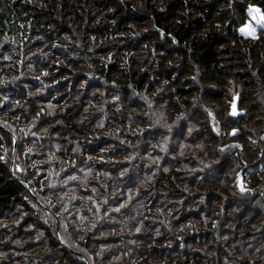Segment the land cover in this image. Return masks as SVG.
Wrapping results in <instances>:
<instances>
[{
	"label": "trees",
	"instance_id": "trees-1",
	"mask_svg": "<svg viewBox=\"0 0 264 264\" xmlns=\"http://www.w3.org/2000/svg\"><path fill=\"white\" fill-rule=\"evenodd\" d=\"M237 1L236 4H234L236 1H232L230 8L225 9V7H220L223 2L219 0H140V5H136V0H0V39L2 34L13 35L17 50L30 51L35 47L45 48L49 57L48 62L52 66L50 67L48 63V66H41L40 58L41 70L44 71L48 68L55 70L47 76L52 80L45 94L49 97L43 98L42 91L38 92L37 95L35 90H31V86L26 83L28 80L26 78H21L17 84L11 83L7 89L8 86L1 80V71L3 69L6 74L14 72L18 63H10V66L7 65L8 68H4L5 66L2 65L0 68V105L4 98H7L8 104V106H0V137H2L0 139V157H3L0 159V216H4V219H0V223L3 225L5 222L2 221L10 220L9 225L12 228L10 231L6 229L1 231L0 264H264V230L259 229L262 227L260 217L263 218L262 211L264 212V210L259 208L251 211L252 208L251 206L248 207L249 203L246 198H242L245 195L252 197L253 192L249 188H244L245 191L243 192L241 188H228V194L218 193L226 188L217 187L218 190H216L207 187L208 185L213 187L212 184L217 182L223 186L218 181L220 179L217 175L208 177L202 174L211 170L214 165H218L215 168L217 174L224 173L225 166L234 160V156L219 151L220 147L218 148V146L213 149L212 156L208 157V153L204 156L206 142L219 140L221 145H224L227 144L225 138L221 136L217 138L216 135L212 137L210 133L209 139L188 138L186 140L189 141L187 142L189 145H192L193 142H200L194 146L197 155L205 159L203 162H207L208 158L211 159L208 161L211 164L205 167L206 163L203 164L202 162L199 172L200 179L196 180L191 176L188 180L189 187L196 185L199 190H191L192 187L188 188L193 193L183 201L194 204L197 213H191L193 219L181 227L179 226L180 223L188 220L189 216L178 221L174 218L171 220L170 217L173 215L171 211L174 206L179 204H173L171 198H174V195L182 196L183 194L180 192L187 191V188H172L171 186L180 181L182 174L188 173L186 167L196 165L194 154H191L190 151H184V148L179 149L181 141H177L174 148L167 147V149L174 151L173 154L179 152L176 158H173L175 160L170 161L164 158L165 152L161 151L162 154H157L162 156L160 165L166 164L164 159H167L172 166L171 168H164L168 169L167 172L164 169L162 171L157 170L154 175L156 179L153 181L158 183V188H152L153 194L148 199L144 194L141 196L146 197L142 201L143 206L134 213L132 209L122 210L119 213L110 211V209L119 207L120 203L126 202L129 194L133 196L141 193L142 190L126 188V185L121 183V180L126 178L125 183H129L131 179L135 184L136 179L134 180L132 176H122L120 180V178L109 174L100 176L99 180L106 182L109 189L97 191L99 198L95 197L94 200L99 202L107 198L109 200L108 205H101L102 211L99 213L92 211L87 214L85 210L81 212L87 217L83 221L84 223L93 225L96 224L97 220H101L100 223L104 222V224L97 225L94 231L88 232V235L82 237L94 244L92 250L96 253V257H99V262H96V260L83 256L79 249L61 242L60 237L44 225L47 223L44 219V213H47V209L34 199L28 198L29 188H26V178L9 167L11 156L14 158L17 155L20 161L23 158L28 165H31L35 159H39V155L36 153L26 155V152L23 151L24 146L19 150L16 131L8 127L5 128L3 124L4 120L9 124L10 120H15L18 117L29 119L26 123L28 129L36 121V124L42 126L43 129H47L50 133H57L53 134L54 137L62 139L70 135L71 131H76L80 123L83 122L84 127L80 129L81 133H78L77 138L70 135L73 138L70 140L81 145L83 154L87 156L91 153L88 146L90 144L95 146L96 138L104 135L100 129L99 135L91 133V128L88 125L91 123L89 121L92 109L99 107L98 102H101L102 97L97 98L98 93L94 95L87 89L76 87L86 77L78 72L89 70L92 75L98 76L95 78H104L106 81L107 79L111 80L112 73H119V76L114 77L120 86L119 88L123 90L126 89L127 85L132 84L135 93L145 88V91L151 96V101L144 99L139 103L135 99L125 98V106L130 109H138V112H133L132 115L128 113L127 109L124 110L125 116L123 114L122 116L117 115L118 110L109 105V108L105 109L109 112L108 120L110 118L116 120V124L109 126L116 130L119 129L123 133L126 130L133 133L134 139L132 140H136L134 142L138 144L137 148L140 151L151 149L148 144L150 147L153 146L154 149L160 150L159 146L164 144L162 141L164 127L161 123H157L151 115L147 114L150 119L147 120L142 114L144 110L147 111L151 108V111L155 109V111L167 113L166 116H170L169 119H171V124H168L170 128L180 127L174 132L175 137L179 136L180 133L183 136L185 132V130L182 131L184 123L178 122L177 115L208 112L206 109L205 111L201 110L200 106L204 104L203 101L207 92L214 90L206 88L203 98L195 96L194 93L200 83L210 80L218 84L224 83L225 81H222L221 78H225L226 73H229L227 69L231 65L233 68L244 69L240 74L236 73L233 76L238 80L243 79L242 84H245L247 80L244 76L248 72V68L250 69L252 66V62L249 61L250 53L251 58L257 60L253 64L259 61L260 64L256 68L260 66L261 73L264 72V65L260 58L264 54V38L252 41V39L237 36L230 25V30L227 31L226 28L227 23L232 25L238 21L232 17L230 12H233L234 16L239 15L243 12L244 4H258L259 1ZM225 2L230 3L229 0ZM259 4L264 9V0H260ZM243 20L244 17L241 16L238 22L241 23ZM130 22H133L134 25H131ZM128 24L130 25L128 26ZM161 31L168 35L162 38ZM260 36L264 37V33L261 32ZM136 38L139 41H136L138 40ZM173 38L177 43L172 42ZM55 44L61 45L64 49L67 47L75 55L77 51L80 57L72 58L73 55L68 54V51L57 53L54 50L56 49ZM6 45V43L2 45V52L5 51ZM251 45L256 50L252 49ZM15 46L11 45L9 51L7 48L11 56L15 53L12 51ZM91 49L94 50L93 53L98 54L89 58V62L86 64L82 54L84 55V51ZM16 57L12 56L11 62ZM262 59H264V55ZM55 61H58L57 64H54ZM234 61L237 64H233ZM119 64L123 67H119ZM36 66L38 65L36 64ZM69 69L78 72L74 74ZM249 74L251 77L250 84H253L255 75H251L250 72ZM123 75H125L124 80H122ZM222 75L225 76L222 77ZM26 77L35 78L33 82L37 83L38 87L42 86L40 79H36L40 76L29 75ZM166 81L167 83H165ZM161 89H164L163 92L165 93L163 98L167 99L166 107L157 95ZM262 90H264L263 86ZM152 91H156V93L153 94ZM124 95H127L126 90ZM230 95H227L230 98L227 103L232 99ZM206 98L217 99L218 97L214 96L213 92ZM242 100L246 103V100ZM150 103L152 106L148 108ZM49 104L53 107L49 108ZM217 107L220 109L223 106L217 105ZM42 109L43 113L39 120H36L37 113H41ZM199 110L202 112L199 113ZM229 113H226L230 124L229 128L249 122V117L236 118L230 116ZM155 115L158 116L154 113ZM239 115L241 116V114ZM103 121H106V117L103 118ZM201 122L205 123L206 121L198 117L197 123L202 125ZM146 124L149 126L148 128H145ZM35 128L31 127V129ZM248 130L250 129L247 125L246 131ZM13 137L16 138L15 143ZM43 137L42 134L34 137L36 145L41 146L42 148L39 149L44 152L51 150L55 140ZM153 140L154 144L152 145ZM19 142L21 143L20 146L26 144V140L19 139ZM167 144L169 145V143ZM100 145H102V141H98L96 147L99 148ZM72 150L70 146L68 156ZM99 151L100 149H96V152ZM181 151L190 153V155H181ZM234 152L236 155H241L240 151L234 150ZM149 161V167H160L156 163L153 164L151 159ZM154 161H157L155 156ZM226 161H228L227 165ZM240 166L238 165V167ZM238 167L237 169L231 168V173L233 174L234 170L236 173ZM26 172H24V176H26ZM224 175L226 178L229 176L226 172ZM137 179L148 181L141 175ZM249 179L255 180L253 174ZM151 181L148 182L151 183ZM161 182L168 188H162ZM255 189L259 190V188ZM82 191L84 194H88V192ZM118 191L123 192V194L127 191L128 194L125 198L121 196L114 198L113 194ZM260 192L257 191L254 196H257L255 199L260 198L263 202ZM89 193L92 194L93 192ZM77 202L83 203L82 199H78ZM230 203L239 204L240 207V211L234 216L230 215ZM130 206L133 207V205ZM105 210H109L107 216L104 215ZM49 214L54 219L52 229H58V219L53 213ZM93 215L95 221L91 219ZM152 215L156 221L161 223L166 221L161 225L160 222H157L161 228L155 229V233H152L146 221L148 219L149 222H152L149 218ZM73 217L75 216H71V218ZM131 217H136V219L132 220ZM173 217L177 216L174 215ZM83 222L80 219L75 221L77 224ZM131 227H139L141 231H136L137 233L134 234V229ZM110 228L114 229V232H110L112 234H108V236L96 235V233ZM160 230L162 232L168 231L167 234L164 232L161 234ZM176 233L181 236L183 234L189 235L185 237V241L191 238L190 241H192L194 248L192 250L188 248L187 243L181 248L174 245ZM143 234L145 235L141 236ZM26 235L29 238H26ZM162 235L163 237H161ZM251 237L254 239L253 245L249 251H246L245 248L249 245ZM4 238L5 241L7 238L10 240L6 246L7 242H4ZM171 240H173V244L168 245L167 243ZM164 242L166 243L163 244ZM236 242H239L241 247L239 244L236 247H230L228 244ZM106 244L113 249L108 254L98 255L101 252L96 247H103ZM83 245L86 246L87 244L83 242ZM44 246L45 250H43ZM168 247L169 249H167ZM256 248L258 249L257 252L255 251ZM94 253H92L93 256ZM72 255L76 258H72Z\"/></svg>",
	"mask_w": 264,
	"mask_h": 264
},
{
	"label": "rangeland",
	"instance_id": "rangeland-1",
	"mask_svg": "<svg viewBox=\"0 0 264 264\" xmlns=\"http://www.w3.org/2000/svg\"><path fill=\"white\" fill-rule=\"evenodd\" d=\"M219 1L223 2L222 5H220V7H225V9L230 8L229 6L232 5L231 4L232 1L234 2L236 1L234 4L238 3L237 0H229L230 3H226L225 2L226 0H219ZM240 1L241 0H239V2ZM258 1L260 3V0ZM259 3L258 4L249 3L246 5L244 4L243 12L239 15L234 16L233 12H230L234 19H237L239 21L241 19V16H243L245 21L243 20V22L241 23L237 21V23H234L232 25L230 23H227L226 24L227 31L230 30V26H231L234 33L237 36H241L245 39H252V41H256V40H259L260 38L261 39L264 38L263 36H260V33L261 32L264 33V30H262L260 26L256 24L255 21H253L246 12V8L250 5L260 7ZM136 5H140V0H136ZM261 14L264 15V11H262ZM130 24L134 25L133 22H130ZM130 24H128V26ZM245 24H248L252 28L256 29L257 36L258 37L260 36L259 39L254 40L253 38L249 36H245L239 32V28L243 27ZM0 41H2L0 42V68H2V65L5 66L4 68H8V66H10V63L12 64L18 63L16 71L14 72L6 74L3 71V69L1 71V80H3L6 83V86H8L7 89L11 86L10 85L11 83L17 84L18 80H20L21 78H26L28 79L26 81L27 85L31 86V90H35L37 92V95H38V92L42 91L41 94L43 98L49 97L45 94L47 93L46 89L49 88V84L52 83V80L48 78L47 76H43L42 73L49 72V75H50V73L54 72L55 70L48 68L42 71L39 65V61L41 58V61H42L41 66H48V65L50 67L52 66L48 62L49 57L47 55V50L45 48L43 49V48H36V47L30 51L28 50L25 51L23 49L17 50L15 46V38L13 35H7V34L3 35L2 34ZM136 41H139V39ZM5 43L7 45L5 46V51L2 52V45ZM52 43L54 44V41ZM11 45L15 46L12 48V51H15V53H13L12 56H17L12 62H11L12 56L8 52L9 47ZM55 47L56 49L54 50L57 53H63V52L68 51V54L71 53L73 55L72 58L80 57V55L78 54L76 50L75 51L77 54L75 55V53L70 52V50L67 47H66L67 50L58 44H55ZM7 48H8V51H7ZM60 48H63V49H60ZM251 48L256 50L253 45H251ZM87 51H90V52H87ZM87 51H84L85 53L84 55L82 54V56L86 60V64H88L89 58L94 57L93 56L94 54L95 55L98 54V53H93L94 51L93 49L87 50ZM263 55L264 54H262L260 58H261L262 64L264 65V59H262ZM249 61L252 62V66L250 67V69L248 68V72L246 74L244 73L245 74L244 78H246L247 80L245 84H242L243 79L238 80L233 76V74H236V73L240 74L244 69H239L237 67L233 68L231 65L228 67V69L226 68L229 73H226L227 74L226 76L222 75V77L225 76V78H221L222 81H225L224 83L220 82L218 84L217 82L211 81V80L200 83V85L198 86V89H196L194 93L195 96L203 98L205 89L208 88L209 90H211L212 88L214 91H208L207 95L212 94L214 92V96L218 98L217 99H207L206 98L207 95L205 96V99L203 101L204 104L200 106V108L203 111H205L206 109L208 111L207 113L206 112L204 113L201 110H199V113L200 111L202 112L201 114L190 113V114H185V115H177L178 117H182V116L184 117L183 119L178 120L179 123H184L183 127L185 129L182 128V131L185 130V132L183 136H181V133H180L179 136L175 137L176 134L174 135V132L179 130L180 127L171 129L170 126L168 125V124H171V119H169L170 116H166L167 113H164L161 111H155V109L151 111V108H150L152 106L151 103L148 105L149 106L148 108L150 109L149 110L146 109L147 111L144 110L142 112V114L147 118V120H150L147 117V114H148V115L153 116L156 121H159V123L163 125L164 133H162V137H163L162 141L164 143L165 142L169 143V145L167 144V147L169 146V147L174 148L176 147V142L181 141L179 143V145L181 146L179 147V149L181 150L182 148H184V151L185 150L190 151L191 154L195 155L194 159L196 160V165H193L191 167H186L183 165L184 167L187 168L188 173L182 174L180 181H178L175 185L171 186L172 188H187V191L180 192L183 194L182 196L174 195V198H171L173 204L174 203H179V204L178 206H174V209L171 211V214L173 213V215L170 217V219L173 220L174 218L176 219V221H178L180 219L182 220L185 217L189 216L188 220H186L183 223H180L179 225L180 227L184 224H187L189 220L193 219L192 214L197 213V210H195L196 207L194 206V204H192L191 202L184 203L185 201L183 200H185L187 196H190L193 193L192 191H190V189L188 190V188L192 187L191 190H199V188H196V185L189 187L188 180L191 176H193V178H196V180L200 179L199 177V172L201 171L200 165L202 164L203 160H205L203 157L197 155V151L194 147L200 144V142H193L191 143L192 145H189L187 143L189 141H186V140L188 138L209 139L210 133L212 137H215L214 135H216L217 138L219 136H221L222 138H225V141L227 144L221 145V141L219 140L206 142L205 147H204L205 149L204 156H206V153H208V157L212 156L211 153L213 149L215 147L217 148L218 146V148L220 147V149L225 148V150L227 151H224L223 154L229 153L230 155L234 156L233 158L234 160H231L228 166H225L224 164L225 172L227 175H229L227 178L224 175L225 172L220 173L221 177H220V174H217V170L215 168L218 165H214L211 168V170H207L206 172H203L202 174L208 177L215 176L216 174L218 179H220L218 181L222 183L223 185V186H220V184L217 182V183L212 184L213 187H211L210 185H208L207 187L215 188L216 190H218L217 187L226 188L225 190H221V192H218V193H222L225 195L229 193V191L227 190L228 188H231V189L241 188V185H242L243 188H249V190L253 192L252 197H249L248 195H245L244 197H242V198H246L247 202L249 203L248 207L251 206L252 208L251 211H254L255 209H259V208L264 210V204H263L264 203V197H263V194H264V191H263L264 190V139H262V137H264V99H263L264 90H262V86L264 88V72L261 73L260 66L256 68L257 65L260 64L259 61L258 63L253 64V62L257 60L255 59L253 60L251 58V53H250ZM57 62L58 61H55L54 64H57ZM36 64L39 67L36 66ZM120 64L118 66L123 67V65H120ZM233 64H237V63H235L234 61ZM70 71L73 72L74 74H77L78 72L74 70H70ZM249 72L251 73V75H255V77L253 78V84H250L251 77H250ZM78 73H81L85 75L86 77L84 80L82 79V81H80L78 85H76V87L82 88L81 85H84L83 88L87 89L91 94L98 93L99 95L97 96V98L102 97L101 102H98L99 107L92 109L91 117L89 121L91 123H89L88 125L91 128L90 130L91 133L99 135V129H100L101 130L100 132L104 133V135L98 137L96 143H94L95 146H93L92 144L88 146L89 150H91L90 154H88L87 156L83 154L84 152L82 151L81 145L77 144L75 141L70 140V139H73L72 136L70 135H73L75 138H77L78 133H81L80 129L84 127L82 125L83 122L80 123L76 131H71L70 135L66 134L68 136L62 139L58 137H54L53 134H57V133H50L49 131H45V129H43L42 126H39V125H37L35 129H31L30 127L31 131L35 132V136H32L30 134L26 135V133L30 132V129H28V125H26L29 119H21L18 117L15 120H10L9 124L6 120H4L3 124L6 123L9 129L16 131L17 142L19 144L17 148H19V150L20 148L21 149L23 148L22 146H24L23 151L26 152V155L30 153H36L37 155H39V159H35L31 165H28L23 160V158L20 161L17 155H15L14 158L13 156H11L9 167L11 170H14L16 173H20L23 176V178L24 177L26 178V183H27L26 188H29L28 198L34 199L35 201L39 202L42 206H44L47 209V213H44V219L47 223H44V225L48 226L50 230H53L54 233L60 237V240L63 241L64 244H68L71 247H75L79 249V251L86 258H89L91 260H96V262H99L98 261L99 257H96V253H94L92 250L94 247V244L92 242L86 241L82 237L84 235H88V232L94 231L97 225L104 224V222L100 223L99 221L101 220H97L95 224L96 227H92L91 223L90 224L84 223V222L80 224L75 223V221L79 220L81 216H84L81 214L83 210H85L88 214L89 213V211H87L88 207L95 208V205L91 204V201H89L88 197L91 196L94 200L95 197L99 198V192L97 191L101 189H106V190L109 189L106 182L100 181L99 178H97L96 174L99 173L100 176H105L109 174V175H113L116 178H120L121 180L122 176L120 174L122 172H125V170H127L124 176L126 177L132 176L134 180L136 179L135 184H133V181H131V179L129 180V183H125L126 178L121 180V183L125 184L126 188L142 190L139 195H133V198H134L133 201L129 202L130 205H133V207L130 206V209H132L134 213L136 212V210L141 209V205H143L142 201L146 197L148 199L150 196H152L153 194L152 188H158V185H157L158 183L153 181L156 179L154 175L157 173V170L162 171V169H164L165 167L171 168L172 164H169L168 160L171 161L173 158H176L179 152L176 154L175 153L173 154L174 151H171L168 149V151L165 152L166 156L164 155V158H167L168 160L164 159V161H166V164L164 163V165H160L159 162L162 156L157 155L161 153L160 150L154 149L153 146L150 147L148 144V147L151 149L146 150V151L143 149L142 151H140L137 148L138 144L134 142L136 140L134 141L132 140L134 139L132 137L133 133H130L127 130L124 133L120 131L117 132V130L114 127L109 126L111 124H116V120H111L112 118L108 120L109 112H107L105 109L109 108V105H112L114 108L118 110L117 115H120V116H122V114L125 116L124 110L126 109L128 113L131 115L133 114V112L134 113L138 112L137 108L130 109L127 106H125L126 101H124V99L125 98H129L131 100L135 99L137 102L140 103V101H143L146 97L147 98L146 100L151 101L150 100L151 96L149 95V93L145 91V88L135 93L132 88V84H129L125 87L126 89L122 90L121 88H119L120 86L118 85V82L114 80V77L119 76V73H116V74L112 73L111 78H110L111 80L107 79V81L104 78L102 79L100 77L95 78V76L96 77L98 76L92 75L89 70L88 71L81 70ZM125 74L127 73L125 72ZM29 75L30 76H40V84L42 83V86L38 87L37 83L33 82L35 78L26 77ZM229 75L230 77H228ZM124 77L125 75L122 76V80H124ZM230 84H232V86H230ZM125 90L127 91V95H124ZM261 90L262 92H260ZM163 91L164 89H161L160 91H158L159 93L157 95H159L158 97L163 101L162 104H164V106L166 107L167 99L163 98L165 96V93ZM152 93L154 94L156 93V91L155 92L152 91ZM32 94L33 96L35 95L34 92ZM228 94L229 95L231 94L230 95L232 96L231 98H233V96H238V100H237L238 115L236 116V118L237 117L239 118L249 117V122L245 123L246 125L243 123L241 125H235L229 128L230 124L226 116V113L231 111L232 99L229 100V103H227L228 99H230L227 97ZM113 97H117L118 100H114ZM242 99L246 100V103L243 102ZM5 105L8 106L7 100L4 98V101L1 103L0 106H5ZM217 105L218 106L222 105L223 107L219 109ZM114 108L113 110H115ZM239 111L241 112L239 113ZM153 112L155 114H158V116L157 115L154 116ZM209 113H211L212 115H209ZM239 114H241V116ZM104 117H106V121L104 122V127L99 128L98 124L101 121H103ZM198 117H200L201 120H205L206 122L205 123L201 122L202 125H199L200 123H197ZM229 120H233V119H229ZM208 121H209V124H207ZM214 125H215V129H214ZM247 125H248V128L250 129L248 131H246ZM105 126H108V127L106 128ZM148 127L149 126L146 124L145 128H148ZM207 127L208 129H206ZM234 128L239 130V133L235 136L230 135V133L232 132V129ZM189 129H191V134L189 133ZM40 134H42L44 136L43 138L45 139L52 138L55 140V142H53L54 147L51 150H47L44 152L43 150L39 149V148H42L41 146L36 145V140L34 139V137H38ZM19 139H21L22 141L26 140V144L20 146L21 143L19 142ZM13 141L15 143L16 138L15 140L13 139ZM98 141H102V145H100L99 148L96 147ZM121 141H124V143H121ZM252 141H255V143H252ZM158 142H161V140H158ZM151 144L152 145L154 144V140L151 142ZM236 144L241 145V147L240 148L226 147L229 145H236ZM77 145H79L80 150L78 152H74L72 150L68 156V149L70 148V146L72 149H74ZM96 149H100V151L96 152ZM101 149H113V151H108L102 154ZM180 150H177V151H180ZM234 150L240 151L241 155L240 154L236 155ZM190 153L185 152L183 155L187 156V155H190ZM73 154H76V155H73ZM12 155L14 154L12 153ZM102 155H103V160L105 162L122 161L123 163H97L100 160ZM154 156L158 160V163L156 164L160 165V167L158 168H156L155 166H153L152 168V167H149L148 165V163L150 162L149 161L150 159L153 161V164H155ZM88 157L92 158L91 161H88ZM129 158H132V159L129 160ZM209 160L211 159L208 158L206 160L207 162H203V164L206 163V165H210L211 162L208 163ZM181 161H186V160H181ZM212 162L214 163L215 161L213 160ZM227 164H228V161H226V165ZM238 165H241L240 167H243V168L238 167ZM237 167H238V170L236 171V173L234 170L232 174L231 168L237 169ZM18 168L22 169V171L18 170ZM62 169L64 171H61ZM81 169H83L84 171H81ZM89 169L91 170V174L85 176V172H87ZM25 171H27L25 174L26 176H24ZM250 173L253 174V177H255V180L253 181L250 179L248 180V178L252 175ZM72 175L79 176L80 178L79 181H69L65 185L63 181L67 180L68 176H72ZM140 175L144 176V179H147L148 181L152 180L151 183L143 179H137ZM85 179L87 180V183H83ZM223 180H225V182H223ZM49 185H55V190L50 189ZM141 185L142 187H140ZM162 188H168V187H166L163 184ZM255 188H259V190H256ZM92 189H97V191L91 194L89 192H92ZM82 190L86 191V193L88 192V194H84ZM80 191L83 193H78ZM257 191H261L260 197H262L263 202H261L260 198L255 199L257 196H254V195L257 193ZM177 192L179 191L177 190ZM127 194L128 193L126 191L125 194L121 197L125 198ZM143 194L146 197H141ZM72 196L77 197V199L71 200V202H69V198ZM61 197H63V200H61ZM24 198H27V197L24 196ZM78 199H82L83 203H78L77 202ZM63 208H67L69 211L62 212L61 209ZM239 208H240L239 204L235 205V204L230 203L229 204L230 215L234 216L238 211H240ZM36 210H39V209H36ZM49 213H53L54 216L58 219L59 224H58V229L56 230L52 229V226L54 224V219ZM262 214H263V218L260 217V221L262 223V227L259 228L260 230H264V212L263 211H262ZM174 215H176L177 217H173ZM71 216H75V217L71 218ZM153 216L154 215L149 217L151 218L152 222H149L148 219H146V221L148 222V227L152 230V233H155L156 232L155 229L156 230L158 228L160 229L161 226L157 224V222H160V221L154 220ZM200 216L203 217L204 215H200ZM0 219H4V216L3 217L0 216ZM91 219L95 221L94 215L91 217ZM206 220L208 221L207 217H206ZM2 222H5V223L3 225L2 223H0V235L3 229H6L8 231L12 229L11 226L9 225L11 223L10 220L2 221ZM147 222H145V224H147ZM164 222L166 223V221L164 220L163 223L160 222L159 224L160 225L164 224ZM176 224L178 225V223ZM28 228L30 227L28 226ZM136 228L137 227L132 228L134 229V234L136 232ZM166 228H168L167 225H166ZM32 229H35V228L32 227ZM160 231H161V234H163V232L164 234H167L168 230H164L163 232L162 230ZM110 232H114V229L110 228L109 230L98 232L96 233V235L102 236L104 234V236H108V234H112ZM144 235L145 234L141 236H144ZM187 236L189 235L183 234V236H181L180 234L176 233L174 245H178V247L181 248L184 244L187 243V247L191 248L192 250L194 246L192 245V241H190L191 238H188L185 241V237ZM161 237H163V235ZM26 238H29V236L26 235ZM140 239H144V238H140ZM253 240L254 239L252 237L249 239L250 242H249V245H247V247L245 248L246 251H249L251 249L253 242H254ZM8 241H10L8 238L6 241L4 238V242H7L5 246L9 244ZM83 242H85V244L87 245L84 246ZM172 242L173 240L169 241L167 244L168 245L173 244ZM165 243L166 242H164L163 244ZM228 244L230 245V247H236L239 244V242L228 243ZM169 247L167 249H169ZM239 247H241V244H239ZM96 248H98L100 252H101V249H104L105 250L104 251L105 253H103L104 255L108 254L110 250L113 249L111 247H108L107 244L103 247H96ZM43 250H45V246ZM255 251L257 252L258 249L256 248ZM256 252H254L255 253L254 255H256ZM92 253H94V256ZM72 258H76V257L72 255ZM235 264H238V263H235Z\"/></svg>",
	"mask_w": 264,
	"mask_h": 264
},
{
	"label": "snow or ice",
	"instance_id": "snow-or-ice-1",
	"mask_svg": "<svg viewBox=\"0 0 264 264\" xmlns=\"http://www.w3.org/2000/svg\"><path fill=\"white\" fill-rule=\"evenodd\" d=\"M162 11H163V10H162ZM262 11H264V9H262L261 7H258V6H251V5H250V6H248V7L246 8V12H247V14L250 16V18H251L253 21H255V23L258 24L262 30H264V15L261 14ZM185 14H187V13H185ZM217 27H219V26H217ZM239 32L242 33V34L245 35V36H249V37L253 38L254 40H255V39H259V37H258L257 34H256V29H255V28H252V27H251L250 25H248V24H245L243 27H240V28H239ZM160 35H161V37L163 38V37H165V35H168V34H166V33H164L163 31H161V32H160ZM66 39H67V38H66ZM172 42H173L174 44L177 43V41H176L174 38H173V41H172ZM6 59H7V58H6ZM109 59H111V57H109ZM42 75H43V76H48L49 73H48V72H44V73H42ZM36 79L39 80L40 77H37ZM65 79H67V78H65ZM193 79H195V77H193ZM57 83H58V82H57ZM165 83H167V81H166ZM46 87H47V86H46ZM81 87L83 88L84 85H81ZM94 95H95V94H94ZM137 95H139V94H137ZM5 99H7V98H5ZM53 99H55V98H53ZM113 99H114V100H118L117 97H113ZM145 99H147V98L145 97ZM237 100H238V96H233L232 101H231V111H230V113H229V115L232 116V117H236V116L238 115V111H237ZM48 107H49V108H52L53 106H52L51 104H49ZM42 113H43V109L41 110V113H37L36 120H39V117H40V115H41ZM48 114H51V113H48ZM209 115H212V114L209 113ZM183 118H184L183 116H182V117H178V119H183ZM157 123H159V121H157ZM36 126H37L36 121H34V122H33V125H32L31 127H32V128H35ZM4 127L6 128V127H8V125L5 123V124H4ZM98 127H99V128H103V127H104V121H101V122L98 124ZM214 129H215V125H214ZM45 131H47V129H45ZM119 131H120V130L117 129V132H119ZM189 133L191 134V129H189ZM238 133H239V130L234 128V129H232V132L230 133V135L235 136V135H237ZM28 134H30V135H32V136H35V132H34V131H31V129H30V132H29V133H26V135H28ZM109 135H110V134H109ZM0 139H2V137H0ZM38 139H39V138H38ZM96 139H98V138H96ZM262 139H264V137H262ZM14 140H15V138H14ZM121 143H124V141H121ZM252 143H255V141H252ZM154 147H156V146H154ZM159 147H160V151H162V152H166V151L168 150V149H167V142H165L164 144L160 145ZM226 147L240 148L241 145L236 144V145H229V146H226ZM79 150H80V149H79V145H77V146L73 149L74 152H78ZM108 151H113V149H101L102 154L105 153V152H108ZM219 151H221V152H222V151H225V148H221V149H219ZM183 154H184L183 151H181V155H183ZM0 159H3V157H0ZM91 159H92L91 157H88V161H91ZM130 159H132V158H129V160H130ZM154 162H155V163H158V160H157V161H154ZM97 163H123V162H122V161H116V162L108 161V162H105V161L103 160V155H102L101 158H100V160H99ZM34 167H35V165H34ZM205 167H208V166L206 165ZM18 170H21V171H22V169H19V168H18ZM61 171H64V170L62 169ZM81 171H84V170L81 169ZM126 171H127V170H125V172H126ZM164 171L167 172L168 169H164ZM125 172H122L120 175H121V176H124V175H125ZM90 174H91V170H90V169H89L87 172H85V176L90 175ZM57 175H58V174H57ZM96 175H97V178L100 177V174H99V173H97ZM79 179H80L79 176L72 175V176H68L67 180H64L63 183L66 185L69 181H79ZM83 183H87V180L85 179V180L83 181ZM140 187H142V185H141ZM49 188L55 190V185H49ZM96 191H97V189H92V192H96ZM241 191H242V192L245 191V189L243 188L242 185H241ZM123 195H124L123 192L118 191L117 193H114V194H113V197L115 198V197H117V196H123ZM75 199H77V197L72 196V197L69 198V202H71V200H75ZM88 199H89V201H91V203H92L93 205H95V208H94V209H93L92 207H88L87 211H89V212L95 211L96 213H99V212L102 211L101 205L107 206L108 203H109V200H108L107 198L104 199V200H102V201H99V202L93 200L91 196H89ZM133 199H134L133 196H132L131 194H129L128 197H127L126 202H124V203H120V204H119V207H116V208L110 209V211H113V212H117V213H119V212H121L122 210L130 209V203H129V202H132ZM61 200H63V197H61ZM142 206H143V205H141V207H142ZM61 211H62V212H68L69 210H68L67 208H63V209H61ZM108 211H109V210H105V211H104V215H105V216H107ZM86 219H87V217H85V216H81V217H80L81 222H83V221L86 220ZM131 219H132V220H135L136 217H131ZM214 226H215V225H214ZM92 227H96V225L93 224ZM136 231H137V232H140L141 229H140L139 227H137V228H136ZM157 235H159V232H157ZM61 242H63V241H61ZM104 251H105L104 249H101V253H98V255H102Z\"/></svg>",
	"mask_w": 264,
	"mask_h": 264
}]
</instances>
